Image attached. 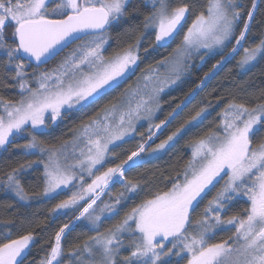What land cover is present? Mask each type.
<instances>
[{
    "label": "snow or ice",
    "instance_id": "snow-or-ice-1",
    "mask_svg": "<svg viewBox=\"0 0 264 264\" xmlns=\"http://www.w3.org/2000/svg\"><path fill=\"white\" fill-rule=\"evenodd\" d=\"M144 6L152 8L147 15L139 6H133L132 0H83V3L79 0H0V69L6 78L15 81L21 94L17 101L0 97L3 107L0 150L7 152L15 147L25 156L37 157L0 172V191L12 193L21 203L48 201L75 187L74 181H78L80 189L55 204L51 212L66 215L77 211L86 199L91 201L70 222L71 227L65 223L59 228L50 252L33 264H64L62 239L66 240L81 220L89 221L96 234L68 251L69 264H173L174 257L179 258L175 264L185 258L187 264H264V98L254 107L228 104L221 114L219 130L205 133L192 144V159L187 163L182 180L178 178L168 191L157 192L153 198L133 207L104 233L99 230L101 216L94 215L93 207L100 192L110 184H122L124 192L115 198V205L125 199V193L137 195L141 183L128 179L125 172L143 163L142 154H147L145 145L155 135L153 129L162 131V126L171 121L151 125L145 143L127 159L96 176L87 188L83 187V173L91 176L106 156H112L110 145L116 147L126 138H134L136 123L151 119L159 108L158 98L164 87L180 78L181 63L171 65L167 60L159 61V67L171 70V75L164 78L156 68L149 66L138 78L142 84L129 85L86 121L70 129V141L51 144L41 139L50 128L62 123L68 112L95 105L119 88L127 79L126 74L135 71L133 66L138 60L136 53L143 33L134 44L106 58L103 53L110 39V28L132 16L143 15L142 25L134 26V30L142 27L144 32L155 31L156 44L164 47L176 38L188 17L195 13L198 0L175 8L168 0H149ZM255 10V3L245 14L237 0H209L208 15L201 11L195 16L177 51L185 58L199 49H204L207 55L213 49L226 48L234 39L236 47L213 65L218 68L234 58L247 41ZM245 15L246 21L237 36V26ZM82 34H92L93 38L56 68L40 72L33 69L31 79L37 86L31 87L27 69L33 63L37 66L47 63ZM243 51L241 67L255 62L258 57L264 58V38L255 47L243 48ZM205 112L206 109L201 108L185 124L196 121ZM169 116L175 118L172 113ZM183 128L181 125L155 149H148V153L164 149ZM141 139L144 140L143 134ZM18 140L26 142L20 144ZM77 152L79 158H76ZM34 167L43 168V190L30 194L23 180ZM224 176L227 179L223 185L196 216L208 191ZM240 197L249 205L243 210L244 215L222 217ZM100 211L109 214L105 219L118 215L110 205ZM3 227L11 229L16 225ZM228 227L236 229L233 237L208 243V238L214 237L216 231ZM11 237L10 230L0 236V264H25L35 243L33 233L17 239ZM125 237L129 238L127 242ZM122 249L129 254L121 258Z\"/></svg>",
    "mask_w": 264,
    "mask_h": 264
},
{
    "label": "trees",
    "instance_id": "trees-1",
    "mask_svg": "<svg viewBox=\"0 0 264 264\" xmlns=\"http://www.w3.org/2000/svg\"><path fill=\"white\" fill-rule=\"evenodd\" d=\"M241 3V10L246 14L252 9V4H256L254 12V20L252 22L251 33L247 36V41L243 44V48H252L260 43L264 38V0H239ZM147 0H132L133 6H139L141 12L147 15L152 11L151 6L145 7ZM172 8L182 6L184 3L191 5V0H168ZM99 7V4H96ZM209 7V0H198V6L195 13L188 17L187 22L176 38L164 47L156 44L154 31L144 32L142 27L134 30V26H141L143 15H136L130 17L128 20L121 22L119 25L113 26L108 30L110 36L108 44L105 46V55L113 56L115 53L121 52L127 48L128 45L134 44L138 37L140 39L139 47V61L135 72L127 77L119 88L103 96L95 105L85 108L81 111H72L66 114L62 123L48 130V134L41 137L47 143L56 144L62 140H71L72 134L70 129L79 125L81 121H86L89 116H92L96 111L103 107L106 103L117 97L120 93L132 85L144 72L149 69V66L155 67L159 61L166 60L170 57L178 46L182 45L183 36L187 33L188 27H191L192 21L196 15L201 11L207 14ZM246 21V15L242 17L238 24L236 35L243 28V22ZM88 36L81 41L72 45L63 54L58 56L54 61L45 66L31 65L27 72L28 79H31L33 69L37 72L49 71L56 68L59 63L64 60L69 53H71L78 46L83 45L91 40ZM235 47V40L233 39L228 46L220 52L213 54L202 53L200 58L195 63H190L187 66L186 75L180 82L179 86L166 93L161 100V109L159 115L151 123L141 125L132 139H127L123 143L112 147L110 152L112 156H107L103 165H101L91 176L84 175L83 187L87 188L96 176L102 175L110 167H115L121 163L122 160L127 159V156L132 151H136L141 143H145L148 137V130L151 125L159 124L162 120H170L171 123L162 127L153 136L152 140L146 143V149L156 147L162 140H165L172 132L180 128L181 125L186 126L185 121L190 120L191 117L200 111L201 108H210L209 114L197 125L189 128L182 136L174 143L164 154L143 161L138 167L131 171H126L125 176L130 180H137L141 183V190L137 195L129 196L125 193V199L120 201L119 205H115V198L124 192L122 184H115L104 194V196L96 202L93 206L96 209L94 215L101 213L100 209H104L105 205L114 206L118 211V215H111L110 218L104 217L109 215L106 211L101 219L100 232L104 233L107 229L112 228L122 220L124 215L133 207L141 204L147 199L153 198L157 192H165L171 189L172 184L183 177V173L189 160L192 159V144L199 140L209 131H218V125L221 123L225 108L230 103H243L246 106L254 107L257 103L262 102L264 98V58L250 69L242 70L240 67V60L243 49L230 59L227 63H222L218 68H213L217 61H222L228 55L231 49ZM203 57V59H201ZM196 60V59H195ZM189 64V63H188ZM206 74L208 80L204 86L196 92L192 98L186 101L205 80ZM14 75V73H13ZM33 84V83H32ZM31 84V85H32ZM7 85V87H6ZM32 87H36L34 83ZM20 91L15 86V81L11 78H6L2 69H0V97L5 100L17 101L20 99ZM180 106L179 108L177 106ZM178 110V115L174 114L173 110ZM175 111V112H176ZM172 113L173 119L169 114ZM141 134L144 135V140L141 139ZM24 140H18L17 143H25ZM36 156H25L22 152L17 151L15 147H11L7 152L0 150V172L10 170V167H17L26 161L35 160ZM43 159V157H40ZM43 168L34 167L29 170L24 176V185L26 191L30 194L43 190L42 177ZM75 187L70 190H65L56 199L45 201L33 200L28 203L19 202L12 193L0 191V236L5 231L12 232V239H17L21 235L32 232L35 237V243L31 246L25 264H33V262L40 261L51 250L54 244L55 233L65 223H69L79 215L83 207L90 203V199L81 202L79 209L75 212L69 211L66 215H56L51 212L55 204L61 200L67 199L72 192L80 189V182H74ZM210 194L206 196L197 210L196 216H199L203 208L207 205L208 200L215 196L219 186L214 188ZM249 205L245 198H238L228 208L227 213H222L224 216L240 215L243 216V210ZM5 224H14L16 227L6 229ZM71 227V224H70ZM236 229H226L215 233L214 237L208 238V243H219L233 237ZM96 233L92 230V225L89 221L81 220L77 222L74 230L67 237L62 239L65 255L63 257L64 264H69L71 257L67 255L68 251L78 244L83 243L89 236ZM129 238L125 237V242ZM126 250H121L120 257L128 255ZM84 259H87L85 256ZM179 259L174 257L173 264ZM180 264H187V258L181 259Z\"/></svg>",
    "mask_w": 264,
    "mask_h": 264
},
{
    "label": "rangeland",
    "instance_id": "rangeland-1",
    "mask_svg": "<svg viewBox=\"0 0 264 264\" xmlns=\"http://www.w3.org/2000/svg\"><path fill=\"white\" fill-rule=\"evenodd\" d=\"M148 2H149V0H147ZM79 2H81V3H83V0H79ZM237 3L239 4V5H241V3H240V1L239 0H237ZM208 15V12H207V14H205V16H207ZM237 28H238V26H237ZM149 31H152V30H149ZM148 31V32H149ZM155 32V31H154ZM156 33V32H155ZM90 39H92V37H90ZM85 44V43H84ZM83 44V45H84ZM228 44H230V42L228 43ZM228 44H227V46H228ZM82 46V45H81ZM80 46H78L77 48H79ZM235 47H236V45H235ZM76 48V49H77ZM76 49H74V50H76ZM178 49V48H177ZM177 49L174 51V53L170 56V57H168L166 60L167 61H169V63L171 64V65H175L178 61L181 63V66L183 67V70L180 72V78L178 79V80H176V82L174 83V84H169L168 86H166V87H164V90L160 93V95H159V98H158V100H159V108L157 109V110H155L154 111V113H153V115H152V117H151V119H141L140 121H138L137 123H136V131H137V129L141 126V125H143V124H146V123H151V122H153L154 121V119H156V117L159 115V111H160V109H161V100H162V98H163V96L166 94V93H169L170 91H172L173 89H175L176 87H178L179 86V84H180V82L184 79V77H185V75H186V70H187V66H189L190 65V63H195V61H197L199 58H200V56H201V54L202 53H205V50L204 49H199L198 51H191L190 52V54H189V56L187 57V58H185V56H184V54L182 53V52H178L177 51ZM225 48H217V49H213V50H211V51H209L208 52V54L210 55V54H213V53H216V52H220V51H223ZM243 49V47L241 48V50ZM73 50V51H74ZM105 50V49H104ZM240 50V51H241ZM72 51V52H73ZM239 51V52H240ZM71 52V53H72ZM71 53H69L68 54V56L66 57V58H68L69 56H70V54ZM104 56L106 57V55H105V51H104ZM136 55L138 56V60H137V63H136V65H134L133 67L135 68V70H136V68H137V65H138V61H139V51L136 53ZM244 55H245V53H244V51H243V53H242V56H241V60L243 59V57H244ZM109 57H111V56H109ZM108 56L106 57V58H109ZM65 58V59H66ZM261 57H258L257 58V60L255 61V62H253V63H251V64H249V65H245V66H243V67H241V65H240V67H241V69L242 70H248V69H250V68H252L258 61H259V59H260ZM64 59V60H65ZM196 59V60H195ZM240 60V61H241ZM63 61V60H62ZM61 61V62H62ZM60 62V63H61ZM59 63V64H60ZM189 63V64H188ZM153 68H156L157 69V72H158V74H159V76L161 77V78H164V77H167V76H169V75H171V70H170V68H168V67H159L158 65H156L155 67H153ZM135 72V71H134ZM133 72V73H134ZM147 72V71H146ZM146 72H144L140 77H142ZM132 73V74H133ZM126 76L128 77L129 75L128 74H126ZM208 78L209 77H207V78H205V80L203 81V83H201V85L196 89V91L186 100V101H188V100H190L191 98H192V96L196 93V92H198L203 86H204V83L208 80ZM28 82H29V84H30V86L32 87V85L34 84V82L32 81V79H28ZM33 83V84H32ZM137 83H143L142 81H138V79L132 84V86L133 87H135L136 85H137ZM32 84V85H31ZM37 86V85H36ZM33 88H35V87H33ZM204 109H206V112L205 113H203L202 114V116L201 117H198L197 118V120L196 121H192L190 124H187L186 126H184V128L181 130V133L176 137V138H174V140L172 141V142H170L169 143V145L168 146H166L164 149H162V150H160L159 152H157V153H155V154H151V153H148V150L146 149V153L147 154H142V157H143V161H145V160H148V159H152V158H155V157H158V156H160V155H162V154H164L174 143H176V141L182 136V134L183 133H185L189 128H191V127H193V126H195V125H197L198 123H200L208 114H209V112L211 111L210 110V108H204ZM178 112V110L174 113V114H176ZM3 114V107H2V105H0V115H2ZM163 127V126H162ZM153 130H155V129H153ZM156 131V130H155ZM159 132V131H158ZM136 133V132H135ZM135 133L133 134V136L135 135ZM156 133H157V131H156ZM125 140H127V138L125 139ZM120 144V143H119ZM113 146H109V148L111 149ZM146 147V146H145ZM156 147H154V148H152V149H155ZM192 148V147H191ZM76 158H79V153L77 152V157ZM106 158H107V156H106ZM106 158H105V160H106ZM105 160L102 162V164L101 165H103V163L105 162ZM101 165H98L94 170H93V173L101 166ZM83 175H88L87 174V172H84L83 173ZM223 175V174H222ZM227 179V176H224V178L223 179H221V180H219V183H217L216 184V186H215V188L216 187H218L219 186V188L223 185V183H224V181ZM75 182V181H74ZM92 183V182H91ZM112 186V184H110L108 187H106V188H104V190L102 191V192H100V197H99V199L96 201V202H98L103 196H104V194L110 189V187ZM213 190H215L214 188H211L209 191H208V193H207V195L208 194H210ZM219 190V189H218ZM97 191H99V189H97ZM92 195H94V194H92ZM240 198H243V197H240ZM91 211V210H90ZM97 215H100L101 216V219L103 218V216L104 215H106V214H104L103 212H101V213H98ZM231 228H234V227H228V228H225V229H223V230H226V229H231ZM218 231H221V230H218ZM218 231H216V232H218ZM209 238H211V237H209Z\"/></svg>",
    "mask_w": 264,
    "mask_h": 264
},
{
    "label": "water",
    "instance_id": "water-1",
    "mask_svg": "<svg viewBox=\"0 0 264 264\" xmlns=\"http://www.w3.org/2000/svg\"><path fill=\"white\" fill-rule=\"evenodd\" d=\"M91 35H92V34H82V36H81L80 39H76V40H73V41L67 43L66 46H64V47L58 52V54H57L54 58L50 59L47 63H45V64H41V65H39V66H45V65L50 64V63H51L52 61H54L58 56H60V55L63 54L67 49H69L72 45H74L75 43H77V42L81 41L82 39H84V38H86V37H88V36H91ZM33 65H36V64L33 63Z\"/></svg>",
    "mask_w": 264,
    "mask_h": 264
}]
</instances>
